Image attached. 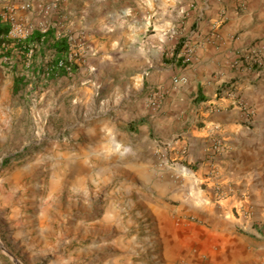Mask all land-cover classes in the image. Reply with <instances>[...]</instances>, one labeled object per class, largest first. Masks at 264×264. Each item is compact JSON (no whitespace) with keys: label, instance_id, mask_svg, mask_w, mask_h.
I'll return each instance as SVG.
<instances>
[{"label":"crops","instance_id":"obj_1","mask_svg":"<svg viewBox=\"0 0 264 264\" xmlns=\"http://www.w3.org/2000/svg\"><path fill=\"white\" fill-rule=\"evenodd\" d=\"M48 4L51 9L44 13ZM10 7L25 22L48 23L56 39L66 37L61 29L75 26L91 30L96 37L92 53L84 65L76 62L72 73L56 66L60 59L67 61L69 44L62 53L45 39L20 43L19 39L0 37V62L4 58L8 64L0 65V71L23 76L27 70L33 77L44 78L39 86L44 100L42 132L59 136L67 126H73L71 138L81 150L74 152L62 169L68 174L69 194L64 198L61 192L55 204L67 240L58 242L59 258L53 264H76V250L68 249L67 243L72 245L77 238L80 220L76 206L79 195L90 197L88 182L97 192L112 182V196L119 195L124 201L120 210L104 206L105 221L110 214L118 216L131 207H136L139 221L140 228L123 245L129 250L118 251L120 257L105 264L137 263L131 257L137 249L155 264L157 245L166 264L198 263L206 254L203 248L215 254L214 243L220 239L216 223L225 220L230 206L218 200L211 186L214 174L204 159L215 150V141L223 140L226 147L215 157L220 175L226 177L229 157L235 153L237 122L242 118L241 107L228 91L244 97L263 75V69L248 66L244 60L247 47L264 37V0H0L2 11ZM113 29L135 30L134 49L124 46L122 35L112 37ZM140 29L151 33L144 39L137 31ZM150 54L157 58L146 77L141 78L140 69L121 71L120 83L113 90L118 94L115 100L121 101L116 106H112L116 101L99 106L94 97L98 89L95 78L112 61L123 70L125 61L139 63ZM20 81L11 84V89H22ZM132 88L136 90L130 95ZM57 122L62 127L53 131ZM93 135L99 136L98 143L91 141ZM46 220L42 205L34 218H29V235L46 234ZM93 227L85 225L84 233L92 234ZM252 229L255 238L258 230ZM23 245L31 262L33 244L27 240ZM51 248L37 252L42 255ZM88 250L93 256V248ZM88 264H98V260Z\"/></svg>","mask_w":264,"mask_h":264},{"label":"rangeland","instance_id":"obj_2","mask_svg":"<svg viewBox=\"0 0 264 264\" xmlns=\"http://www.w3.org/2000/svg\"><path fill=\"white\" fill-rule=\"evenodd\" d=\"M60 31L75 37L77 51L81 50V54L78 51L77 62L84 65L86 56L92 53L90 48L93 47L92 39H96L94 34L81 26L63 28ZM110 31L112 37L122 35L124 46L126 48L131 46V49H134L131 41L135 30ZM137 31L144 39L151 33L148 29ZM172 48L173 51L174 45ZM247 49L249 51H245L244 63L263 69V75L257 77L260 78L259 81L254 83L244 97L236 96V105L241 107L242 118L237 122L235 153L229 157L226 177L222 178L220 175L219 166V172L214 176L211 185L218 200L222 203L229 202L228 215L222 216L225 219L222 223H216L220 239H216L214 243L215 254L203 248L202 251L204 250L206 254H202L199 262L193 264H264V37L257 38ZM147 50L149 47H146ZM188 52L189 50L186 54ZM156 58L154 54H150L148 57L147 55L142 57L139 63L125 61L123 70L116 61H112L107 69L95 78L97 81L95 87L98 89L94 97L98 98L96 101L98 105L107 107L116 101L115 97L118 94H114L113 90L117 89L120 83L118 78L121 71L140 69L143 73L141 78H145L146 73L154 67ZM4 60L3 58L0 65L7 67L8 64ZM78 70L74 73L79 72ZM81 77L83 79L85 76L81 74ZM17 79L24 84L22 89L16 87L11 89V84ZM43 80L44 78L33 77L27 70L23 76L8 75V71H0V264H53L54 260L59 258L58 252L61 247L57 248L58 242L61 241L63 244V241L67 240L64 223L58 216L60 208L55 201L61 192L64 198H67L70 184L68 177L65 178L68 174L62 169L70 158L74 157V152L81 150L76 149L78 145L75 144L74 138H71L73 126H67L59 136L42 132L43 89L39 86ZM123 86L124 83L121 84V87ZM135 90L132 88L129 94L133 95ZM119 101L121 100L117 99L112 106H116ZM52 127L53 131H56L62 124L57 122ZM98 137L93 135L91 141L97 142ZM81 146L79 148H82ZM216 182L223 184L230 192L220 195V198L214 187ZM88 186L90 197L80 195L78 197L76 214L80 221H77V238L72 245L67 243L68 249L76 250V264H88L90 260H98V264H105L108 260L120 257L118 251L129 250L128 245H123L128 244L132 240V235L140 228L134 212L136 207L128 208L127 213L123 210L118 216L113 217L110 214L109 220L105 221L107 213L103 215L104 206L107 205L111 210H120L124 201L119 195L112 196L114 188L112 182L106 183L98 192L93 183L88 182ZM42 205L47 212V220L43 225H48V230L46 234L37 235L36 238L29 235L31 231L29 232L28 222L29 218H34V214ZM85 225L94 226L92 234L84 233ZM252 227L258 230L255 231L258 235L255 238L251 235V231H254ZM153 234H158L157 229ZM27 240L33 244L30 249L35 254L30 257L31 262L27 261L25 255L27 246L23 245ZM50 245L52 248L45 250L44 254L40 255V252H37L40 248ZM120 245L122 247H119ZM159 246H155L153 259L156 261L155 264H166ZM90 247L93 248V256L88 250ZM137 251L138 253L133 252L134 255L131 256L137 262L134 264L152 262L146 254L138 249ZM65 256L69 258L68 253ZM110 262L107 264H111ZM182 264L191 263L184 261Z\"/></svg>","mask_w":264,"mask_h":264},{"label":"built area","instance_id":"obj_3","mask_svg":"<svg viewBox=\"0 0 264 264\" xmlns=\"http://www.w3.org/2000/svg\"><path fill=\"white\" fill-rule=\"evenodd\" d=\"M28 5L25 4V7ZM51 9V5H45L42 9L44 13H48ZM0 20L2 22H6L10 26L9 30V36L13 38H26L28 37L34 29H39L42 31H46L49 29V24L44 23L42 21H30V22H24L21 20L16 14L14 13V10L10 7L6 10L0 11ZM68 39L69 44V50L67 53V61L60 59L58 63L56 64L57 67L64 68L68 73L73 72V66L78 61V51L79 54H81V50L79 49L77 51L78 44L75 40V37L71 34L65 35ZM255 51V48L253 49ZM188 57V56H187ZM49 73V72H48ZM46 73V74H48ZM175 81H177L175 79ZM229 96L232 97L233 102L236 103V94L234 90H229ZM158 99V97H157ZM225 143L223 140H216L214 144V151L208 152L205 155V161L208 160L210 171L216 176V174L219 172V164L216 161V155L217 153L223 151L225 149ZM215 189L218 191V196L223 194H228L230 191L227 190V188L220 184L219 182H216L214 184ZM221 198V197H220Z\"/></svg>","mask_w":264,"mask_h":264},{"label":"trees","instance_id":"obj_4","mask_svg":"<svg viewBox=\"0 0 264 264\" xmlns=\"http://www.w3.org/2000/svg\"><path fill=\"white\" fill-rule=\"evenodd\" d=\"M9 30H10V26L8 23L6 22H2L0 20V37L3 38V40H5V37H9ZM19 39L18 42L21 43V40H28V42H38V41H43L44 39L47 40V43H52L54 42V45L56 47L57 50H59L60 52L64 53L67 50L68 47V39L67 37H60V38H55L54 36V29H47L46 31H42L39 29H34L32 31V33L26 37V38H17ZM65 70V69H64ZM62 71L65 72V71Z\"/></svg>","mask_w":264,"mask_h":264}]
</instances>
